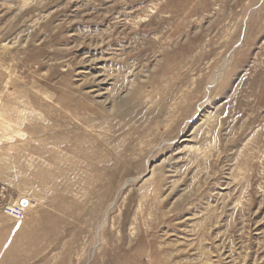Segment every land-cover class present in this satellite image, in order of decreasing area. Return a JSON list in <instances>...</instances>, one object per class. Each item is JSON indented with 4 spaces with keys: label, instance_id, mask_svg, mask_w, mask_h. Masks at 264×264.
I'll return each instance as SVG.
<instances>
[{
    "label": "rangeland",
    "instance_id": "374dc122",
    "mask_svg": "<svg viewBox=\"0 0 264 264\" xmlns=\"http://www.w3.org/2000/svg\"><path fill=\"white\" fill-rule=\"evenodd\" d=\"M0 264H264V0H0Z\"/></svg>",
    "mask_w": 264,
    "mask_h": 264
},
{
    "label": "built area",
    "instance_id": "2783aa9c",
    "mask_svg": "<svg viewBox=\"0 0 264 264\" xmlns=\"http://www.w3.org/2000/svg\"><path fill=\"white\" fill-rule=\"evenodd\" d=\"M1 193H2V192H1V189H0V196H1Z\"/></svg>",
    "mask_w": 264,
    "mask_h": 264
}]
</instances>
